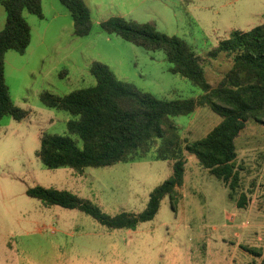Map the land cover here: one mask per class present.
<instances>
[{"label": "rangeland", "instance_id": "374dc122", "mask_svg": "<svg viewBox=\"0 0 264 264\" xmlns=\"http://www.w3.org/2000/svg\"><path fill=\"white\" fill-rule=\"evenodd\" d=\"M93 29L76 37L73 19L60 0H42L43 18L24 13L32 30L24 54L5 56V79L15 105L27 115L0 122V264H260L244 248L264 253V127L250 121L236 140L241 190L246 208L229 198L225 184L186 153L184 185L174 200L166 197L154 220L136 230H111L74 209L45 206L30 198L36 187L71 192L116 216L145 210L152 191L173 173L172 162L157 159L156 139L145 157L104 168L48 169L38 152L45 135L70 136L74 118L41 101L44 92L58 96L94 86V62L108 65L121 81L162 100L197 98L203 91L170 72L164 51L146 50L101 23L122 17L152 24L184 40L205 66L216 87L231 69L225 55L210 57L232 31L249 32L264 21V0H84ZM7 21L0 7V32ZM182 141L205 137L221 117L209 107L173 118ZM82 145L81 141L79 142ZM243 185V187H242Z\"/></svg>", "mask_w": 264, "mask_h": 264}, {"label": "trees", "instance_id": "16d2710c", "mask_svg": "<svg viewBox=\"0 0 264 264\" xmlns=\"http://www.w3.org/2000/svg\"><path fill=\"white\" fill-rule=\"evenodd\" d=\"M60 2L72 16L74 35L89 36L93 21L85 1ZM0 7L7 13L5 27L0 32V122L6 116L22 120L27 113L12 100L5 79V56L10 51L24 54L30 46L32 30L24 13L43 18L42 0H0ZM101 28L135 46L164 51L170 72L185 77L203 94L191 99L162 100L119 80L108 65L94 62L90 67L96 79L94 86L62 97L50 92L41 95L45 106L74 116L67 124L68 132L79 140L45 135L38 156L48 169L70 167L82 175L86 168L110 167L145 157L154 141L161 139L156 157L172 162V176L152 191L145 210L138 214L123 212L110 216L90 200L53 188H32L27 195L48 207L80 210L111 230H136L140 224L155 219L166 197L174 206L185 182L188 153L229 188L231 200L238 196V208H246L249 197L244 190L240 192L243 167L236 163V140L250 121L264 127V21L249 32L232 31L209 54L214 59L223 54L232 61L231 69L216 87L209 83L205 66L184 40L162 33L152 24L122 17L102 22ZM204 107L220 116V123L201 139L182 141L173 118L191 115ZM244 249L264 264L263 252Z\"/></svg>", "mask_w": 264, "mask_h": 264}]
</instances>
